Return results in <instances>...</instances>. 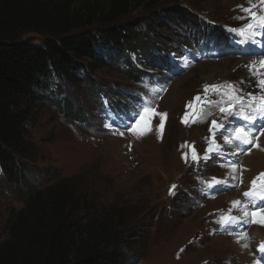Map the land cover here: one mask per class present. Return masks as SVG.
Masks as SVG:
<instances>
[{"label": "rangeland", "instance_id": "obj_1", "mask_svg": "<svg viewBox=\"0 0 264 264\" xmlns=\"http://www.w3.org/2000/svg\"><path fill=\"white\" fill-rule=\"evenodd\" d=\"M132 2L137 8L130 15L132 19H149L155 14L164 17L161 29L143 30L149 38L162 42L163 50L151 58L133 52L130 61L123 59L119 65L113 56L112 64L97 73L93 92L85 85L68 86L55 80V86L42 94L38 119L30 126L37 158L28 164L29 172L21 182L0 179V238L5 236L11 210L23 209L28 188L44 190L68 180L90 200L92 217L104 219L113 214L125 241L123 250L132 258L130 264H264L258 251L264 240L259 243L252 235L257 226L264 237V224H245L242 220L227 226L219 223L221 216L240 217L243 204L233 207V201L244 199V191L264 173V161H254L243 184L244 157L250 152L233 155L234 151L239 153L235 144H225L219 135L213 143L211 121L223 123L225 128L220 131L225 135L245 122L237 117L224 119L213 105L206 107L211 115L204 122L193 123L191 115L187 123L183 122L185 113L192 111L186 106L198 95L204 100L206 84L231 82L243 93H259L257 77L246 65L261 58L258 54L264 47L259 45L264 36L258 38L257 46L233 41L232 46L222 43L220 48H206L202 44L207 41L195 40L191 27L170 20L172 8H188L210 27L226 28L233 34L228 28L243 23L234 19L242 15L237 5L248 7L247 0ZM30 38L43 43L39 35ZM215 42L212 38L209 41ZM245 45L252 48L251 53L245 52ZM210 99L218 101L220 97ZM144 104L166 114L162 128L160 116L151 118L152 131L141 139L129 131L123 136L113 135L105 127L111 123L113 128L124 130L125 124L135 122L133 117L139 119L137 112H142ZM261 123L257 121V126ZM148 126L146 114L138 127ZM210 146L213 153L207 151ZM192 149L201 158L198 163L192 161ZM205 155L211 158L204 160ZM230 162L236 164V179L231 178ZM213 178L227 183L216 186ZM172 185L177 186L175 194L169 195ZM244 233L247 238L237 242Z\"/></svg>", "mask_w": 264, "mask_h": 264}, {"label": "trees", "instance_id": "obj_2", "mask_svg": "<svg viewBox=\"0 0 264 264\" xmlns=\"http://www.w3.org/2000/svg\"><path fill=\"white\" fill-rule=\"evenodd\" d=\"M136 10L132 0H0V179L21 182L37 158L30 126L38 119L42 94L55 80L93 92L97 73L112 64L113 56L119 65L133 52L150 58L161 53L162 42L143 30L161 29L164 17L132 19ZM171 11V23L191 27L195 40L208 37L222 45L235 37L226 28L210 27L188 8ZM27 191L23 209L11 210L0 238V264L132 262L113 214L92 217L90 200L70 181Z\"/></svg>", "mask_w": 264, "mask_h": 264}, {"label": "snow or ice", "instance_id": "obj_3", "mask_svg": "<svg viewBox=\"0 0 264 264\" xmlns=\"http://www.w3.org/2000/svg\"><path fill=\"white\" fill-rule=\"evenodd\" d=\"M248 7L243 5H237L240 9L242 15L234 17V19L243 22L241 27L228 28L234 35H237L242 39L245 44H252L254 46L258 45V38L264 36V0H247ZM259 46L264 47V42ZM261 58L259 60H252L246 67L249 69L252 75L256 76V88L259 89V93H243V89L239 88L237 85L231 82L223 85H204V100L202 101L201 96H196L193 102H190L186 107L191 109V112L185 113L184 121L188 122V117L191 115L193 117L192 122H204L210 112L206 111L208 105H213L218 107L219 112L223 115L224 119L230 117H237L242 119L245 124L242 126H237L225 135L220 129L225 128L223 123H218L216 119L211 121L210 131L213 132V143H215V137L217 135L223 138L225 144L231 146L235 144V148L239 150V153L233 152V155L240 153H248L251 149L242 148L241 145H251L254 148H260L259 139L264 136V52L258 54ZM212 96H219L220 100L210 99ZM199 102V103H198ZM142 112H137L139 119H134V123L125 124L123 126L124 130H121L119 126L113 128L111 123L106 124L105 127L109 128L111 134L123 136L125 131L131 132L136 136L137 139H141L152 131L151 118L154 116L161 117V128L163 127V117L166 115L164 113L156 112L150 105H141ZM148 115V124L146 128H139L141 121L145 119V115ZM115 119V117L113 118ZM257 121L262 123L257 126ZM215 130V131H213ZM219 145H216V151L218 154ZM264 150V149H262ZM208 153H213V147H209ZM192 161L199 162L201 159L196 153L195 149H192ZM188 153L184 154L185 160L187 161ZM211 157L205 155L204 160H208ZM229 166L232 169L233 176L232 179H236L235 173L237 171L236 164L230 162ZM215 185L226 184L227 181H221L219 179L213 178ZM176 185H172L169 189V195L175 194ZM212 187V185H209ZM244 197L247 198V203L252 206V211L247 208L242 209V216L237 217L235 215H225L221 216L219 223L223 226H227L231 223H239L241 220L245 224L257 223L264 224V208L257 209L256 201H264V173H261L257 179L252 181V187L249 191L243 193ZM241 201H233V207H240ZM231 211V210H230ZM252 219H248L249 217ZM256 217H261L256 219ZM241 238H247V234L244 233L243 237L238 236L237 242ZM245 248L248 247L247 244L244 245ZM259 252L264 253V243H261L258 249Z\"/></svg>", "mask_w": 264, "mask_h": 264}, {"label": "bare ground", "instance_id": "obj_4", "mask_svg": "<svg viewBox=\"0 0 264 264\" xmlns=\"http://www.w3.org/2000/svg\"><path fill=\"white\" fill-rule=\"evenodd\" d=\"M258 142L261 145V147L253 149L252 151H250L248 156L244 157V165H243L244 172H243V175H242V183L243 184L247 182V177L252 172V170L254 168L253 167L254 166V161L256 159H258V158H262L261 161H264V150H262V149H264V136H261ZM246 147H248V146H242V148H246ZM239 201H241V203L243 204L241 206V209H240V216H242V209L243 208H247L249 211H251L252 206L247 203V198H244V199L243 198H239ZM256 207L257 208L258 207H264V201L257 200L256 201ZM254 228L256 229V231L254 233H252V235L256 236L258 241H259V243H260V242H262L264 240V237H263V235H261L260 228H258L257 226L254 227ZM260 256H261L262 261L264 262V253L260 252Z\"/></svg>", "mask_w": 264, "mask_h": 264}]
</instances>
